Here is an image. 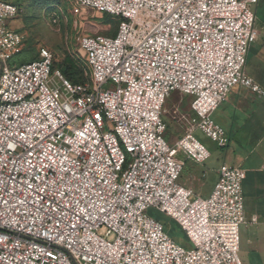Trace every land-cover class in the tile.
Listing matches in <instances>:
<instances>
[{
    "label": "built area",
    "instance_id": "1",
    "mask_svg": "<svg viewBox=\"0 0 264 264\" xmlns=\"http://www.w3.org/2000/svg\"><path fill=\"white\" fill-rule=\"evenodd\" d=\"M260 1L74 0L77 16L120 20L114 37L77 36L90 75L74 83L45 46L8 65L25 36L9 25L20 8L0 0V264H242L246 171L222 165L207 197L180 178L211 157L197 129L227 146L213 115L234 89L264 98L246 71ZM173 92L193 97V117L171 147Z\"/></svg>",
    "mask_w": 264,
    "mask_h": 264
},
{
    "label": "rangeland",
    "instance_id": "2",
    "mask_svg": "<svg viewBox=\"0 0 264 264\" xmlns=\"http://www.w3.org/2000/svg\"><path fill=\"white\" fill-rule=\"evenodd\" d=\"M74 0H19L15 4L20 8L16 19L9 22L10 27L25 36L23 48L14 56L8 65L12 68L23 64L31 63L39 58L41 47H48L57 58V67L63 70L71 68L78 71L79 79L84 83L89 80L90 69L86 63V55L76 42L80 34L99 35L114 37L118 32V21L107 18L104 14L88 10L83 17L73 13ZM258 19V17H257ZM256 28L264 32V24L259 20ZM253 54H250L246 71L250 72L254 64ZM246 91V90H243ZM192 96L183 95L180 92H173L165 104L164 120L168 129L164 135L166 142L176 146L191 123L193 112L191 110ZM211 153V157L204 164L199 165L191 160H186L180 154L179 158L186 160V166L180 178L182 181H197L198 189L196 196L207 197L215 177V169L219 166L220 147L217 142L207 137L201 130L193 134ZM150 215L161 221L168 230L172 223L171 234L182 246L189 248L190 244L184 232L171 219L152 209ZM170 233V232H169ZM240 256V254H239Z\"/></svg>",
    "mask_w": 264,
    "mask_h": 264
},
{
    "label": "crops",
    "instance_id": "3",
    "mask_svg": "<svg viewBox=\"0 0 264 264\" xmlns=\"http://www.w3.org/2000/svg\"><path fill=\"white\" fill-rule=\"evenodd\" d=\"M4 1L15 4L19 0ZM257 17L264 24V0L257 8ZM258 32V40L249 53V57L253 54L254 64L248 75L264 88V32ZM213 118L224 128L227 146L219 148V166L215 169L208 194L217 182L218 170L222 165L240 167L246 171L243 183L246 221L240 230V259L242 264H264V98L248 90L234 89ZM182 185L197 194V181L188 179L182 181ZM167 231L173 237L172 223Z\"/></svg>",
    "mask_w": 264,
    "mask_h": 264
},
{
    "label": "trees",
    "instance_id": "4",
    "mask_svg": "<svg viewBox=\"0 0 264 264\" xmlns=\"http://www.w3.org/2000/svg\"><path fill=\"white\" fill-rule=\"evenodd\" d=\"M105 17L107 18H113L115 19L116 21H118V24H120V20L111 16V15H108V14H104ZM57 63L55 64V67H57ZM62 71V73L64 74V76L69 79L70 81L74 82V83H84L83 81H81L78 77L79 73L78 71H73L71 68H67L65 70H63L62 68H58ZM181 229V228H180ZM182 230V229H181ZM183 231V230H182Z\"/></svg>",
    "mask_w": 264,
    "mask_h": 264
}]
</instances>
